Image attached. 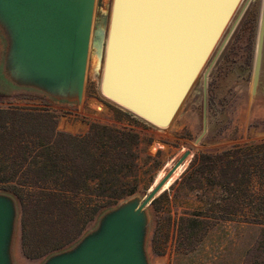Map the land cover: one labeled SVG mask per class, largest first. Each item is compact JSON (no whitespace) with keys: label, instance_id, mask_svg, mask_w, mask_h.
<instances>
[{"label":"rangeland","instance_id":"1","mask_svg":"<svg viewBox=\"0 0 264 264\" xmlns=\"http://www.w3.org/2000/svg\"><path fill=\"white\" fill-rule=\"evenodd\" d=\"M111 3L95 0L80 101L57 99L36 88L12 83L4 72L7 40L0 31V108L48 110L57 130L71 135L84 134L91 122L124 127L139 135L136 193L92 218L87 212L91 190H73L61 203L48 195L58 190H25L22 206L11 192L0 189V195L8 196L14 204V264H43L72 252L100 230L110 212L141 202L156 174L161 171L163 175L185 151L189 154L170 183L143 210L141 251L145 264H264V224L244 218L218 220L215 216L220 208H248L244 201L221 200L228 195L220 186L206 181L200 186L188 175L193 161L202 154L214 155L264 139V41L259 80L255 92L252 89L263 0L249 4L240 1L165 128L136 116L100 90L94 31L102 15L109 19ZM205 74L206 131L200 137ZM200 214L207 215V220H191L200 219Z\"/></svg>","mask_w":264,"mask_h":264},{"label":"water","instance_id":"2","mask_svg":"<svg viewBox=\"0 0 264 264\" xmlns=\"http://www.w3.org/2000/svg\"><path fill=\"white\" fill-rule=\"evenodd\" d=\"M240 1L112 0L109 19L101 16L93 39L102 94L155 126H168ZM94 4L95 0H0L6 77L57 99L80 101ZM263 41L264 0L253 92ZM206 87L205 74L200 137L206 131ZM188 154H181L157 182L153 178L141 202L110 212L96 234L43 264H145L143 210ZM14 212L12 199L0 195V264H13Z\"/></svg>","mask_w":264,"mask_h":264},{"label":"trees","instance_id":"3","mask_svg":"<svg viewBox=\"0 0 264 264\" xmlns=\"http://www.w3.org/2000/svg\"><path fill=\"white\" fill-rule=\"evenodd\" d=\"M138 145V133L124 127L91 122L84 134L71 135L57 130L48 110L0 108V189L11 192L22 206L25 190H58L48 195L59 203L73 190H91L87 212L92 218L136 193ZM189 174L200 186L203 181L220 186L228 195L221 200L244 201L248 208H220L215 218L264 224V139L202 154ZM199 216L191 220L208 218Z\"/></svg>","mask_w":264,"mask_h":264},{"label":"bare ground","instance_id":"4","mask_svg":"<svg viewBox=\"0 0 264 264\" xmlns=\"http://www.w3.org/2000/svg\"><path fill=\"white\" fill-rule=\"evenodd\" d=\"M162 176H163V175H162L161 171H159V172L156 174L155 182H157ZM169 183H170V179H168V181L163 185L162 188H165Z\"/></svg>","mask_w":264,"mask_h":264},{"label":"crops","instance_id":"5","mask_svg":"<svg viewBox=\"0 0 264 264\" xmlns=\"http://www.w3.org/2000/svg\"><path fill=\"white\" fill-rule=\"evenodd\" d=\"M15 256H16V254H15L14 250L11 249V257H12L13 264H14Z\"/></svg>","mask_w":264,"mask_h":264}]
</instances>
